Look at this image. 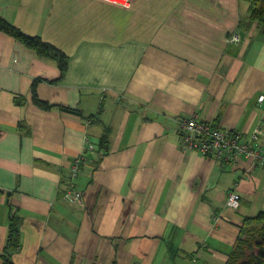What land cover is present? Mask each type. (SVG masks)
<instances>
[{
	"label": "crops",
	"instance_id": "obj_1",
	"mask_svg": "<svg viewBox=\"0 0 264 264\" xmlns=\"http://www.w3.org/2000/svg\"><path fill=\"white\" fill-rule=\"evenodd\" d=\"M248 15L247 0H0L69 57L62 78L0 29V264L13 221L15 264H227L264 211V167L184 150L179 121L259 127L264 150V25L240 29Z\"/></svg>",
	"mask_w": 264,
	"mask_h": 264
},
{
	"label": "built area",
	"instance_id": "obj_2",
	"mask_svg": "<svg viewBox=\"0 0 264 264\" xmlns=\"http://www.w3.org/2000/svg\"><path fill=\"white\" fill-rule=\"evenodd\" d=\"M122 7H129L131 0H102ZM239 33H234L230 40L239 41ZM259 102H264V94L259 96ZM264 121V112L262 114ZM181 138L184 150L196 151L203 156L214 157L221 163H233L241 157L251 161L253 165L264 167V150L258 144L260 128L255 129L249 139L245 138L242 132L234 129L222 127L220 124L210 119H200L197 115L182 117L180 119ZM83 155L77 156L72 164V179L80 172V165ZM65 197L72 202L81 198V193L76 190L71 181L66 189ZM240 194L232 191L227 197V206L237 209L240 206ZM197 262V259H193Z\"/></svg>",
	"mask_w": 264,
	"mask_h": 264
},
{
	"label": "trees",
	"instance_id": "obj_3",
	"mask_svg": "<svg viewBox=\"0 0 264 264\" xmlns=\"http://www.w3.org/2000/svg\"><path fill=\"white\" fill-rule=\"evenodd\" d=\"M247 1L249 2V15L245 20L240 21V29H248L255 22L264 25V0ZM0 29L21 39L39 55L57 60L62 78L64 77L69 66V57L63 51L44 42L39 37L24 34L20 29L11 25L2 17H0ZM35 102L41 107H49V103L40 101L37 97H35ZM67 110L74 111L70 108H67ZM106 138L107 135L103 140H106ZM19 225V222L13 221L10 226L8 242L1 257V264H15L13 261V251L16 250L20 243ZM227 264H264V211L260 212L256 217H247L245 219L237 244L231 252Z\"/></svg>",
	"mask_w": 264,
	"mask_h": 264
},
{
	"label": "rangeland",
	"instance_id": "obj_4",
	"mask_svg": "<svg viewBox=\"0 0 264 264\" xmlns=\"http://www.w3.org/2000/svg\"><path fill=\"white\" fill-rule=\"evenodd\" d=\"M258 236H259V233H258ZM258 239H259V238H258ZM258 239H257V240H258Z\"/></svg>",
	"mask_w": 264,
	"mask_h": 264
}]
</instances>
